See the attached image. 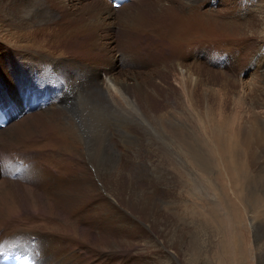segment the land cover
I'll use <instances>...</instances> for the list:
<instances>
[{"label":"rangeland","instance_id":"1","mask_svg":"<svg viewBox=\"0 0 264 264\" xmlns=\"http://www.w3.org/2000/svg\"><path fill=\"white\" fill-rule=\"evenodd\" d=\"M23 1L31 0H20V3ZM32 1L42 2L46 10H41L53 12V15L43 20L37 18L35 22L16 29H7L0 22V42L10 45L15 39L24 48L42 54L45 50L51 52L49 56L53 58L76 59L100 69L103 79H111L117 88L126 92L124 102L118 99L119 102L115 103L113 100H100L94 96L96 89L86 86L83 93L67 96L70 98L66 103L53 104L49 99L58 94L57 87L47 81L35 100L41 103L40 107L47 100V106H54L56 116L66 111L68 129L47 123V129L42 130L39 136L25 139L22 144L11 146L6 142L8 147H5L3 141L0 142V175L3 177L0 184L16 185V201L5 193L0 203V243H7L4 254H8L9 245H15L5 238L15 229L28 231L30 228L42 233L54 230L55 234H61L56 235L63 241V249L76 253L75 262L72 260L70 264H235L239 257L237 251L242 253L244 264H264V251L260 250L259 254L256 246L264 239V147H250L245 142L250 141L247 131L251 126L258 122L264 124V0H221L224 4L219 12L213 11L214 18H219L213 26L193 30L190 22L183 21L176 26L174 31L178 26L182 27L174 35L170 33L168 22L165 19L164 23L161 21L165 9L161 11L160 6L163 3L167 5L168 0H160L157 4L153 3L156 0H126L121 11L109 12L111 15L105 11L93 18L84 13L85 8H80L83 7L82 0ZM110 2L108 0L107 8ZM212 5V2L207 3L206 7ZM253 16L256 22L248 23ZM225 17L229 18L225 20ZM235 20L243 21L241 32L235 25L228 28L229 21ZM79 23L91 24L90 36L75 39L72 46L68 43L63 46L64 42L60 44L66 34L79 28ZM82 41L91 45L86 49ZM237 43L244 44V53L239 54L240 48L237 51L235 47ZM209 45L216 48L233 46L235 54L206 52ZM4 95L9 93L6 91ZM88 98V105L81 110L77 108L82 113V120H79L70 106L79 107ZM127 99L139 111L140 119L151 124L154 155L133 150L130 144L139 138L142 149L145 151L147 148L142 139L143 131L133 127L134 121L127 115L128 111L134 112L125 104ZM67 103L70 106L66 107ZM44 111L41 109L36 114ZM89 112L90 117L87 115ZM22 119L21 116L15 121L18 123ZM86 122L89 123L85 126ZM107 132L111 134L109 140L115 142L119 149L118 155H122L120 162L123 166H126L123 161H131L137 154L138 167L152 162L156 176L162 177L157 173L160 168L171 174L168 176L173 178L174 184L170 188H150L141 184L135 191V203L139 205L146 202L144 196L157 193L156 199L164 210H159V205L154 204L155 207L149 208L152 216L140 207L130 206L129 210L138 218L133 219L116 206L113 208L106 203L107 199L94 184L93 174L86 168L84 157L79 152L84 150L88 139L95 135L103 138ZM128 137L131 140H127L125 146L121 139ZM220 139L227 140L229 154L235 158L236 163L231 167L237 174L234 181L226 160L228 154L223 155V146L220 149ZM90 144L94 146L97 143L92 141ZM51 153H54V158L49 157ZM35 158L37 160L33 162ZM94 160L98 162L96 158ZM17 162L33 163L30 168L46 167L48 172L44 177L49 187L32 182L33 177L29 173L25 174V180L20 179L23 172L13 164ZM53 162L57 167L50 166ZM10 167L12 169L8 172ZM76 175L81 181L85 178L90 183L80 185L73 182ZM44 177L42 181H45ZM60 178L67 183L66 196L69 197L64 199L62 195H54L46 199L43 189L47 187V192L51 191L52 183ZM120 188L126 194V184ZM31 191L36 195H30ZM74 196L83 198L74 202ZM118 200L122 208H129L125 200ZM157 211L158 214L165 213L159 224L155 220L157 215L153 214ZM236 211L241 213L243 222L233 218ZM112 243L118 244L120 253L119 250L115 254L111 252Z\"/></svg>","mask_w":264,"mask_h":264},{"label":"bare ground","instance_id":"2","mask_svg":"<svg viewBox=\"0 0 264 264\" xmlns=\"http://www.w3.org/2000/svg\"><path fill=\"white\" fill-rule=\"evenodd\" d=\"M87 1L88 2L84 3V0H82L83 7H80V8H85L84 13L89 14L91 18L97 17V16L101 15L102 12L104 13L105 11L106 12L108 11V13L112 12L113 14H115L116 11L117 12L119 10L121 11L122 8L125 7V1L120 5L119 9H115V7L113 9V7H112L113 6L112 5L113 0H111L110 6L108 8H107L108 0H91V1L87 0ZM162 1H164V0H162ZM171 1H173V0H168L167 5H165L164 3L163 4L161 3L162 4L160 6L161 11H163L164 9L165 10H164V14H162L163 16L160 15L161 14L160 12H159L160 13L159 15H160V17L162 16L161 21H163V23H164V19H165V21L168 22V25L171 26L170 33H173V35L177 34L179 32L180 27H182V26H178L177 31H174V30L177 28L176 26L180 25V23H182L183 21L190 22V25L193 26V30L196 27H201V29H203L204 27L213 26L212 25L213 22H217L219 20V18L218 19L214 18V16H213L214 12L213 11H215V13L219 12L220 7L222 6V3H223L221 0H220V2L218 1V3H217V0H209V1L208 0H176V2H171ZM199 1H201V4L199 3ZM93 2H95V3H93ZM157 2H160V0H156V2H153V3L157 4ZM211 2L213 3V5L211 7L208 6L209 8H207L206 7L207 3L209 4ZM198 3L200 5H196ZM93 4L98 5V6L94 7ZM233 4L234 3H231V4L229 3V5H233ZM145 5H148V4H145ZM138 7L141 8L140 6H138ZM41 8H42V10L43 9L46 10L45 7L43 6L42 2H35V1L33 2L32 0L29 2L23 1V3H20V0L19 1H16V0H14V1L13 0H0V15H1L0 22H2L4 24V26H6L7 29H10V28L16 29V27H25L30 22H35L37 20V18L43 20L47 16L51 17V15H53V12H50L49 10H48L49 12H46V11L44 12L41 10ZM157 9H159V8H157ZM157 9H156V11H159ZM179 10H181L184 13V15H182ZM215 13H214V15H215ZM155 15L157 16V14H155ZM228 18L229 17H225V20H227ZM246 19H247V17H246ZM144 20H145V18H144ZM229 20H234V19H229ZM94 22H90V23H94ZM254 22H256V19L253 16L252 18L249 19L248 23L251 24ZM222 23L224 24V21H222ZM79 24H80V26L75 32H70V33L66 34L64 37V40L59 41V43L62 44L64 42L63 46L67 43L69 44V46H72L71 43H74L75 39H78V38L85 39V37H89L91 32H92V29H93V28L91 29V24H88V25H86L84 23H79ZM101 24H103V23H101ZM242 24H243V21L235 20V21H229V23L227 25H228V28H231L232 26L235 25V27L239 30V32H241L240 28L242 27ZM94 25H96V24L94 23ZM103 28H105V27H103ZM136 28H137V26H136ZM61 29H63V28H61ZM138 29H139V27H138ZM125 31H127V30H125ZM134 32H136V31H134ZM184 33H186V32H184ZM1 34L2 33H0V35ZM245 39H246V41H248L247 37ZM232 40H234V39H232ZM11 42L14 43V44H10L12 46L5 44L3 42H0V109H2L4 111V113L7 115V119H8V123L5 126V128L0 129V142L3 141V146L6 147L8 144L13 146V145L21 143V141H23L25 139L29 140L33 136H39L42 133V130L47 129L48 124H53V125L58 124V125L62 126V128H64L65 130L68 129L69 124H67L65 122V119L67 118V112L66 111H63L61 113L60 110L57 109L61 114H58L60 116H56V113L53 109L54 106H51V105L47 106V100H46V104H44L42 107H40L41 103L37 102L35 100L37 95L38 96L41 95L40 90L42 89V87L44 85L47 84V81H50L51 83L56 84L57 91H58L57 95L51 96V98L49 99V103H50V101L53 102V104L54 103H66L67 100L70 98L67 96H70V95L76 94V93H83L87 89L86 86H92L93 89H96V94L94 96H96L97 98H99L102 101L113 100V102L117 103L118 99H121L124 102L125 98L123 96H125L126 91L124 89L121 90L120 87H119L120 89L117 88L116 84H113L110 81L111 79L110 80L108 79V81H107V79H103V77L101 76V72H99L100 69L96 70V67L87 66V64H85L83 62L76 61V59L75 60H71L68 58L60 59L59 57L53 58V57L49 56V54H52V53L51 52L48 53V52H46V50H45L44 54L38 53L33 49L24 48L22 43L20 41L15 40V39H13ZM240 43H242V42H240ZM240 43L235 44L237 51H238V48H240L239 54L244 49V44L242 45ZM81 44L86 45L84 47L86 49L89 47V45H91L90 42H86V41H85V43H83V41H82ZM99 48H100V46H99ZM207 48H208V50H206V52L221 51V52L225 53L226 55H231V56L235 54L233 46H231L230 48H228V47L216 48L215 46L209 45V47H207ZM66 49L69 50L70 48L67 47ZM242 53H244V52H242ZM206 55H208V54H206ZM133 57H134V55H133ZM204 57H205V53L203 55V58ZM208 64L213 65V63H208ZM6 91L9 93V95H4L6 93ZM93 97H92V99H93ZM89 98L84 99L83 103L79 107L70 106L69 103H67L65 105H66V107L70 106L72 108V112L75 115V117H77L79 120H82V116H81L82 113L81 112L79 113V111L82 108H84V106L89 104L87 102V100H89ZM90 100H91V98H90ZM94 103H97V102H94ZM125 104L127 106L131 107L132 111L134 110V112L128 111L127 115L134 121L132 126L133 127L137 126L141 131H143L142 132V134H143L142 139L145 141V143H146L145 145L147 146V148L145 151L142 149V147L140 146V139L139 138H136L133 144H132V141H130L131 140L130 137L122 138L121 139L122 143L124 142V145L127 146L126 142L128 140V141H130V144L133 146V150L143 151L147 155L153 154L154 153V151H152V146H153L152 133L153 132H152V129L150 126L151 124L149 125L148 124L149 122L147 123V120L143 121L142 119H140L139 111L137 109H135L134 106L128 102V99H127V102ZM77 108L80 110L78 111ZM27 109H29V110H27ZM41 109H44L45 113L43 112L44 114L43 113L42 114H36V112H38ZM28 111H29V113H28ZM59 112H57V113H59ZM108 112L110 113V111H108ZM89 114H90V112L87 113V115H89ZM16 116H19L17 119L21 118V116L23 119L17 123V121H15L17 119L14 120V117H16ZM89 117H90V115H89ZM105 118L106 117H104V119ZM94 122H95V120H94ZM88 123L84 124V125L86 126V125H88ZM256 124H258V125H256ZM256 124L254 126H251V129L247 131L248 136H250L251 138H250V141L246 140L245 142L246 143L248 142V145H250V147H252L253 145H260V146L264 147V124L259 123V122ZM54 128H56V127H54ZM49 131H50V129H49ZM54 132L55 131H53V133ZM44 133H46V132L44 131ZM101 134H103V133H101ZM99 137L100 136L95 135L93 138H90V140L88 139L86 146H84V150H81L79 153L81 154L82 157H84L86 168L90 172H92V174H93V179L95 180V181H93L94 184H96L98 186L102 195L107 199L106 203L110 207H113V208H114V206H116L117 209L122 210L123 213L128 214V216H130L131 218H133L134 215L131 212V210H129L130 206L131 207L137 206V208L140 207L141 209H144L145 211H147L146 213L149 212L150 214H151V211L149 208H151L152 205L154 207L156 205H159V210H164L161 207L162 203L159 204L160 202L156 199L157 193L149 194V197L144 196V198H145L144 201H146V202L142 203V205H139V204L135 203L136 202L135 199H137V198L134 199V197L137 196V195L135 196V194H137V192L135 193V191H138L136 189L139 188L141 186V184L142 185H148L150 188L153 186H155V187L158 186V188H162V189L168 188V186L170 188L174 184L173 180H171L173 178H170L171 174H168L169 172L167 173L162 168H160L157 173L161 174L162 177L156 176V174H155L156 172L154 173V170H155L154 164L150 161H149L150 163L141 164L142 167H138L139 162H138V164H136V155L137 154H135V157L131 161L129 159H127L128 160L127 162L123 161L124 164H126V166H123V163L120 162L122 155H120V156L118 155V154H120V153H118L119 149L117 148L115 142H113L112 140H109L111 138V134L107 132L106 134H104L103 138H101V137L99 138ZM39 138H37V139H39ZM92 141H95L97 144H95L94 146L91 145L90 143ZM6 142H8V144ZM219 142H221L219 144L220 149H222V146L224 147L223 148V155L225 156L226 154H228V155H226V160H227L228 165H229V171H230L229 173H230V175L234 181V178L237 177V174L232 170L231 167H233V164L235 162V158L233 156L231 157V155L229 154L230 148L228 146L227 140L221 141V139H220ZM183 143H184V141H183ZM67 145H69V144H67ZM189 145H190V143H189ZM120 148H121V146H120ZM129 148H130V146H129ZM123 150H124V148H123ZM106 154L110 157L109 159L107 158ZM49 157L54 158V153H51L49 155ZM252 157L255 158L254 155H252ZM57 158H59V157H57ZM95 158L98 162H96L94 160ZM36 160L37 159L35 158L33 162H36ZM54 160H56V159H54ZM17 163L20 165H23V166H20L16 163H13L21 172H23L21 174V176L23 178H20V179H24L25 174L29 173V175H31L33 177L32 182H36L37 185H40V183H41V185L46 184V186L49 187V184L46 182L45 177H44L45 173L48 172L45 169L46 167H44L43 165H38V167L33 166L32 168H30L33 165V163H29V162H24V164H22L23 162H17ZM69 164H71V163H69ZM151 165L154 167V170H153V167ZM177 165L178 164H176V166ZM50 166L55 167L56 166L55 162L50 163ZM63 166H64V164H63ZM179 166H181V165L179 164ZM177 168H178V166H177ZM11 169L12 168L10 167V168H8L7 171L9 172ZM13 170H14V168H13ZM25 171H27V172H25ZM166 175H167V177H165ZM173 175L175 176L176 174H173ZM43 177H44L45 181H42ZM79 177L80 176L76 175L75 176L76 179L73 180V182H75V183L77 182L80 185L81 184L88 185L90 183V181L88 179H87L88 181H86V179L84 178V180L81 181ZM27 178H31V177H27ZM39 178H41V179L39 180L40 182L38 183L37 181ZM2 179H3V177H2V175H0V182L2 181ZM55 182L56 183H52L54 186L52 185L51 191L47 192V190H48V189H46L47 187L43 189V190H45V195H46L45 198L48 199L49 196L54 197V195H62L64 199L69 197V196H66L68 186H67V183L65 182V180H61V178H60V179L55 180ZM12 183H14V182H12ZM29 183H31V182H29ZM123 184L124 185L126 184V186H127L126 194H124L120 191V189H121L120 186H122ZM15 186L11 185V184H7L6 186L5 185L2 186L0 184V191H2V192H0V203L2 200H4V194L5 193L12 200L16 201V196H15V192H16L15 188L16 187ZM57 188H59V189L57 190ZM146 189H148V187ZM30 195H32V196L36 195V192L31 191ZM147 195H148V193H147ZM81 198H83V196ZM81 198H79L78 196H74L73 200H74V202H77L78 199L80 200ZM119 198L121 199V202H122V199L125 200V202L127 203V207L129 205V208H127V207H126L127 209L122 208L121 207L122 204L120 205L118 203ZM140 200L142 201V199H140ZM123 203H124V201H123ZM68 204L70 205L69 202H68ZM154 204H156V205H154ZM163 204H164V202H163ZM15 208H14L15 212H18V210ZM157 210H158V208H157ZM158 211L153 213V214L157 215V218L155 220H157L158 223H156V224L160 223V220H161L160 218H162L163 214H165V213L158 214ZM0 213H2V212H0ZM8 213H11V211ZM233 213H234L233 218L235 220H238L239 222H243L242 221L243 217L239 211H236ZM135 218H137V217H134L133 219H135ZM180 220H181V218H180ZM225 222H228V221H225ZM230 222H231V220H230ZM240 224H242V223H240ZM226 225H227V223H226ZM161 227H163V226H161ZM37 230L38 229H30V228L28 229V231H26L24 229H15V231L13 230L12 231L13 233L9 234V236H7L5 239H7V241L9 243L15 244V245L14 246L9 245L10 249L8 251V254H4V253H6V252H4V250L7 247V243H0V254H1L0 260L3 257L18 256L21 259H25L28 262V264H70V263H72L71 261L74 260V258H76V253L66 252V250L63 249L64 248L63 247L64 245H62L63 241L60 239L59 236L56 235V234H58L57 232L55 234L54 230H52L49 233H42V232H38ZM57 230H58V228H57ZM163 231H164V229H163ZM58 235H61V234H58ZM263 240L264 239L262 238L261 241H259L257 245L255 244L256 246H258V250H259L258 253L259 254H261V252L264 251V241ZM111 247H112L111 252H113V254L118 253L119 246L117 243H112ZM120 249H121V247H120ZM237 250H238V248H236V251ZM260 250H261V252H260ZM237 252H238L239 257L236 260L235 264H244V262H243L244 258L242 256V253L240 251H237ZM119 253H120V250H119ZM232 257H233V255H232ZM74 262H75V260H74Z\"/></svg>","mask_w":264,"mask_h":264}]
</instances>
